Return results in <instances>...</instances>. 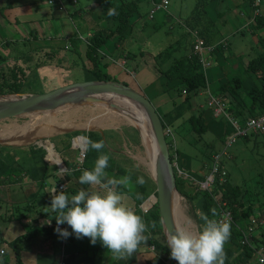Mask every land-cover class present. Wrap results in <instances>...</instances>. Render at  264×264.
I'll list each match as a JSON object with an SVG mask.
<instances>
[{
  "label": "trees",
  "instance_id": "trees-1",
  "mask_svg": "<svg viewBox=\"0 0 264 264\" xmlns=\"http://www.w3.org/2000/svg\"><path fill=\"white\" fill-rule=\"evenodd\" d=\"M16 1L17 0H0L1 3L7 2L5 7L11 5L13 2L15 3ZM77 1L79 2L80 0H76V2ZM162 1L163 0H91L89 5L90 7L99 6V8L104 10L105 13L102 16H98L100 19V23L97 24L98 29L96 28L93 33L87 37L86 42H84V57L86 58L87 63L85 62L83 67L90 71L97 80H115L110 73L105 72L102 69V66H105V59L112 61L110 56L101 54L103 46L112 37L116 39L117 44H119L118 42H123L124 40L131 38L136 25V21H134L133 18L135 16H137L138 19L140 18L141 3L146 2L151 5L149 10L150 15L152 8L156 7L158 4H162ZM249 1L252 7V0ZM169 4L170 0H168L167 8H160L159 10L166 11V17L171 20L170 14H168ZM112 7L116 8L118 14L109 16L107 15V10ZM2 9L3 7L0 8V11ZM223 14L224 12H222L220 16L222 17ZM149 18L153 17L149 16ZM102 22L103 24L101 25ZM214 25L215 24L212 22L209 28H215ZM252 26L256 30L264 27L263 3L259 8V13L255 15ZM188 30L196 35V37L202 39L206 47H210V45L207 44L209 43L208 40L205 39L206 35L208 34L207 31L204 33L199 32L196 27H188L187 31ZM80 37H82L81 34L79 37L76 36L70 38V44L72 45L71 48L77 46V42L81 40ZM203 38L206 42L203 40ZM194 41L190 44L191 50L189 51L188 49V53H183L179 57L174 56V53L179 49L181 45L180 42H177L175 46L172 45L171 51L169 49L157 54L154 57L156 60V66L152 69H147L144 72L145 74L150 75L149 77L153 76L155 78L156 82L150 83L149 85H155L159 83L164 93L175 94L177 100L173 102L172 109L169 112H166L167 115L169 113L175 112L178 114V118L184 116L187 110L190 111L192 101L195 96L202 92L209 93L208 68L210 66L208 68H204L203 63L198 57L199 55L193 52L192 47ZM8 44L9 42L6 45ZM219 46L221 49H224V44L222 42L219 43ZM64 49L65 47L62 49L58 48L60 52ZM216 49H218V46H216ZM58 50L57 48H35L31 52H20V56H13V66H10V60L8 61L7 58L3 59L2 64L0 63V95L9 93H25V91H22V89L24 85L29 83V77L26 76L25 67L19 64V60L23 62H31L36 59L38 54L42 52L41 58H37L36 63L39 65H45V67L48 68L50 63V66H52L54 63L57 65L59 64L55 61L54 54L55 52H58ZM141 53L142 55L140 57H143V51H141ZM133 55L135 57V54ZM192 55L194 57H192ZM127 57H129V55ZM137 65L139 64L137 63ZM263 66L264 56L263 54H260L253 59L248 60L241 72L227 78L219 85L218 89H216L220 96H224L230 101L229 103L231 106H228V112L232 114L231 116L234 117V119L241 123L240 125H244L249 117H259L264 114ZM152 70H154L155 74ZM134 89L142 93L139 86H137V88L135 87ZM224 116L228 119V116ZM160 117L164 124V129L171 126V124L175 121L169 118L166 120L163 116ZM228 121L230 122L229 119ZM186 122L189 124L190 129H192L197 134L204 133L208 128L204 118V110H200L198 113H190V116ZM131 130H133L134 133L130 134L129 132V137L128 131ZM227 130H224L222 135L223 143ZM77 135H86L93 141L103 140L105 148L102 151L107 153L110 157L108 167L105 169L109 177L119 179L125 175H131V181H134L132 183L133 186L131 188L117 186L116 191L122 193L123 197L129 198L130 201L133 200L134 205L132 209L138 215H140L145 224L148 225L147 231L144 233V235L147 236V241L143 242V245L146 248L151 246L155 253L150 263H148L178 264V262L172 259L170 256V249L167 246L166 238L163 233L157 204L151 206L146 212H143L140 207V205L145 200H147L151 194L155 193V184L153 180L149 178L148 181H145L143 185L136 184V179L140 176L132 175V170L122 167L119 163V160H117L115 155L108 149L107 138L109 137V134L107 131H75L65 133L62 136L65 140H67ZM124 135H126V138H129L130 141L135 143L140 141L138 131L133 127L124 129ZM170 139L171 140L170 143H168V147L171 160L173 161V158H177L178 156V149L176 148L175 140L171 137ZM63 145L65 149L71 146L70 142H65ZM17 149L24 150L25 152L21 158L16 157L15 153L18 154V151L15 150ZM7 151L12 152V154L10 155ZM13 151L15 153H13ZM99 154L100 153H97L94 150H90L87 155L84 156V159L80 164H71L70 162H67V160H64V165L66 167L65 169H67V172H60L57 171L56 165L53 167L54 165H51L49 162L45 161V151L40 142L36 144H30L29 146H24L23 148H19L18 146L14 147L0 145V186H11L17 182H22L24 176L28 177L32 183L37 184V190L35 194L31 195L30 199L26 198L28 202L26 203L25 207H10L7 210L9 214H0V220L3 221L4 224L3 229L0 227V241L5 245L7 244L13 252L10 257H8L6 254L4 260H2V263L0 262V264H7V259H10L8 260V264H20V253L22 252L24 242H30V240L34 238V233L38 232L39 229L47 228L49 230L48 233H52L53 230H55L56 223L52 227L45 226L46 224L43 223L47 217V213H45L43 210V202H51L50 191L47 190L48 192H46V187L51 188V186H47L46 182L54 180L56 184L55 188H57L61 183H66L67 185H65V188L62 190L57 189V192L63 191L69 196L74 195L82 188L88 189V185H81L79 183V176L82 174L80 170H91L94 167V162ZM215 154L216 153H214V155ZM50 166L51 168H49ZM178 166L179 165H177L175 168L177 189L189 201H193L195 199L197 200V214H199V212H204L209 216V218H213V213L211 210L215 209L216 215L214 218L219 220L221 216V209L224 208L223 204L226 205V208L232 214L231 235L224 245V251L226 253L225 264H253V260L255 258L254 248L255 246L257 247L258 245L264 244V231L258 232L260 237L254 236L255 246L253 247L245 243L242 244L241 241L242 232L245 231V229L250 225L255 224V222H253L255 221L254 218H259V220L262 218L259 215V209L255 206L254 201V199H258L260 192L257 190H252L248 188V186L243 185L244 182L237 183L236 180L233 181L230 172H228V170L225 169L222 164L221 168L226 171L224 181L220 183L219 177L216 175L213 186H210L207 189H202L199 185V182L204 181L211 171H209L207 174H200L197 177L187 174L189 178L194 180L195 184H193L192 182L188 183L187 180L185 181V179L178 175L177 172L180 170V166ZM67 175L71 176L73 180H71V178L67 179ZM50 177L53 179H49ZM47 179H49V181H47ZM254 182L256 181L254 180L253 183ZM137 194L140 196L139 199H137ZM0 200L2 199L0 198ZM129 200L125 199L124 201H126L125 203L127 204ZM196 220L199 222V225L203 223L199 220V217ZM259 220L256 222L258 223ZM153 221L156 222L155 228L151 227ZM64 224L66 225L65 229H67V231L71 230V228L66 223ZM10 225L19 227L21 234H19V236H17L15 239L8 241L4 235L6 232L5 229ZM103 253H105V250ZM103 253L102 255H97L96 250H94L91 255L87 253H80L78 255L71 254L69 256H61V259L57 264H107L109 255L105 257ZM172 260H174V262ZM109 264L120 263L110 262Z\"/></svg>",
  "mask_w": 264,
  "mask_h": 264
},
{
  "label": "rangeland",
  "instance_id": "rangeland-1",
  "mask_svg": "<svg viewBox=\"0 0 264 264\" xmlns=\"http://www.w3.org/2000/svg\"><path fill=\"white\" fill-rule=\"evenodd\" d=\"M23 1H29V0H20L18 4L22 3ZM33 1H38V0H33ZM80 1L85 2L86 0H80ZM64 2H65L64 0H59L56 3V6L60 8ZM87 2L91 3V0H88ZM6 4L7 2H2V3L0 2V8L3 7V9L0 11V39H3L4 37L8 38L9 44L8 46H6L0 43V63L2 64L3 59L7 58L8 61L10 60L9 61L10 66H13L14 64L13 56H20L19 55L20 52H28V51L31 52L33 48H31V45L28 43L22 44L20 40L15 41V39H23V36H25V29L22 28L23 21L17 18L19 17V15L17 14L19 6H15L14 8L5 7ZM224 5L226 7H229L230 9L234 8L232 7L231 3L228 0H226L224 4L219 0L217 5H214V2L208 0H170L169 9H168L169 11L168 14H170V18H171L170 20L168 19V17H166L167 12L159 9L155 11L153 18H149V10L151 5H149L146 2L141 3L140 18L138 19L137 16L133 18V20L136 21L135 23L136 25L131 35V38H128L123 42H118L119 44L117 45L116 48L113 44L116 43V39L111 38L107 41L108 43L105 49H108L112 61L105 59L104 61L105 66H102L103 71L105 72L109 71L112 77L116 79V81L126 78V80H128V83L130 86H132V88L134 87L137 88L136 82L140 79H141L140 80L141 83L150 82V77L149 79L147 77L149 75L145 74L144 72L147 70L145 68H148L149 70L150 68L152 69L153 67L156 66V60L154 57L157 54H160L169 49L171 51V46L172 45L175 46L177 42H180L181 45L179 49L174 53V56L179 57L183 53H188V49L189 51L191 50L190 44L194 41L196 35H194L189 30L188 32L187 31L188 27H196L199 32H203V33L208 30V36H206L205 39L209 40L212 43L218 42L221 39V36H225L229 41L228 50L230 51V53H235L236 55L245 54L246 58L249 60L253 59L254 57L260 54H263L264 56V27L261 28L260 31L259 29L256 30L253 28L252 24L254 22H252L249 28L248 26H244L242 28L244 29V32L242 33L233 31L232 28L234 27L233 24L232 27H227V28L224 26L221 27L220 15L222 14V6L224 7ZM209 6L213 7V9H207V7ZM27 7H31L30 4H27ZM66 9L70 13H74V10L76 8L66 3ZM30 10H32V8ZM239 10L240 8L235 7L232 13L234 12V14H236L239 12ZM87 12L90 14V19H88V21L94 27L93 29L95 28L98 29V25L95 24V20L99 19V17L97 16L104 15L105 13L104 10L100 9L99 6H95L93 8V11L84 10V14H85L84 19H86ZM225 14H228V11H226ZM24 15H26L25 16L26 20H28L29 22L32 21L33 16H31L29 13L26 14V12ZM252 15L254 16L253 8H252ZM36 16L37 15H35V17ZM253 16L251 21L253 20ZM229 17H233V15H229L228 18ZM239 18L241 19L242 16H240ZM211 20L217 21V23L214 25L215 28L213 29L209 28V26L212 23ZM92 21L94 22L92 23ZM96 21L98 22V20ZM60 24H61L60 22H54V27L50 29V32L55 33L57 27ZM102 24L103 22L101 23V25ZM26 25L27 27L30 26L28 24ZM78 26L81 27V24H79ZM30 28L35 30V25L31 26ZM250 28L252 32L257 31L256 34L251 33ZM210 31H212V33L214 34H211ZM80 34L81 33H77L76 35L73 34L71 37H76V36L79 37ZM82 34H83L82 37H80L81 40H79V42L76 41L77 46L74 48L65 47V49L62 50L63 52L62 51L60 52L57 47H52V48H57L58 50V52H55L54 54H55V61L59 64L57 65L56 63H54L53 66L51 67L50 66L51 63H50L48 65L49 67L47 68L48 70L44 68L45 65H39L36 63L37 58H41L42 52L38 54L36 59H34L31 62H23L19 60V64L25 67L26 76L29 77L28 80L29 83L23 86L22 91H25V93L38 94L74 82L97 80L96 78H94V75L90 71L82 67L83 64L82 59L84 60V64L85 62L87 63V60L84 56H82V53H84L85 51L84 42H86V39L88 37V35H85L84 33ZM52 35L53 34L48 33V37H52ZM10 37H12V40ZM44 40H46V43H42V45L47 44L50 39H48L47 37L40 36L38 41L42 42ZM67 45L72 46L70 42ZM82 45H84V49H82ZM43 48L46 49V47ZM141 51H143V57H140L142 55ZM133 54H135V57ZM125 55L127 56L129 55V57ZM9 56L12 57L10 58ZM120 57L124 59L125 61L124 64L121 62L122 59ZM137 63L139 65H137ZM59 69L62 70L61 73H59ZM209 69L210 68H208V70ZM152 71L155 74L154 70ZM142 75L146 78H142L141 77ZM43 76H47L48 79L42 78ZM155 82L156 81L154 79L150 83H155ZM154 87L155 86L147 89L146 93L149 94V92L154 91L155 89ZM211 89L213 96L219 95L216 89L214 88ZM207 98L208 95L204 93L202 96V100L204 104H206ZM226 106H228V104ZM88 112L95 113L96 111L94 110L93 112L92 109H90V106H86L78 111L70 110L68 112H62L64 115L62 116V118L57 119V122H61L65 125H68L67 126L68 128L61 127L62 129H59L57 131L54 130L55 132L52 131L53 133L47 135L43 133L40 136H38L37 134L39 133V131L40 132L42 131L41 129L43 126L42 123L45 121V120H41L42 123L39 122V124H36L34 126L37 127L35 135L34 134L31 135L27 140L21 139L19 140L18 143L22 144L25 143L24 141H30L26 143L36 144L35 141L37 140V142H41L47 145L48 143L46 141H50L51 143L54 144V147L56 145L57 148L56 151L58 153L60 152L61 154H64L68 149L69 150L71 149L74 152H76L77 150V153L80 155V150L78 148H75L76 150L73 149L72 145L69 148L66 149L64 148L63 144L65 142H70L71 144L72 139L74 137L65 140L64 137L62 136L63 134H56V133L65 132L68 130L75 132L81 128L89 127L87 126L86 122H92V121L91 118H87L86 120V117L90 116ZM66 113H70V114L67 115ZM80 115H82V117ZM177 115L178 114H176L175 112L169 113L166 119H168V117L170 118L173 117L171 119L174 121ZM115 116L118 119L120 118V116L118 115ZM215 117H217L214 121L216 124H214V126H208L207 130L201 134H197L192 129H190L189 124L186 122V120L183 119V117L177 119L174 123L171 124L172 129H174L172 133V138L175 140V145L176 148L178 149V156L177 158L176 157L173 158V162L180 166V170L179 172H177L178 175L183 179H185V181L187 180L188 183L192 182L193 184H195L194 180L192 178H189L187 174L193 177H197L200 174L203 173L207 174L209 173V171H211L214 153L219 154L223 150V141H222L223 138L221 135H223L224 130L228 129L225 137L234 134L235 132V128L233 127L232 122H229L228 119L223 114H221V116H215ZM119 120L116 121L114 119H111L109 120L108 123H103L101 126H99L106 128L110 127L109 129L103 130V131H107L109 134V137L107 138L108 149L115 155V158L119 160V163L121 164L122 167L128 170H132L131 172L132 175H137L140 177L142 176L145 181H148V179L150 178V173L148 171L146 164L144 163L147 161V157L145 154V149L143 147V144L141 143V140L135 143L133 141H130L129 138H126L127 136L124 135V129L131 128V126L126 125L124 123L120 124ZM73 121H77V123L76 122L73 123ZM11 122H16L18 124L23 125L24 123H26V118H17L14 120H10L8 122H2L0 123V129H3L4 127L3 125L5 123L10 124ZM207 123H209L208 120H206V124ZM177 124H180V129L176 127ZM238 124L241 123L238 122ZM92 125L93 126H90V128L95 127L94 124ZM112 127L114 128L111 129ZM172 129L170 128L171 131ZM129 132L130 134L134 133L133 130L128 131L129 137H130ZM217 134L219 136H217ZM166 140L168 143H170L171 139L169 136H167ZM10 143H14V142H10ZM30 144H27V146H29ZM5 145L13 146L9 144H5ZM18 147L23 148L24 145ZM42 147L45 151V156H47L49 153L48 149L44 145ZM15 151H18V154L13 151V153L16 154L17 158L18 157L21 158L25 154L24 150L21 149H17ZM228 151L229 154H233L235 156L234 160L232 159V157L230 159H227L225 156H222L221 164L223 165V167H225V169H227L230 172L233 181H235L236 179L237 183L244 182L243 185L248 186V188L252 190H257L260 192L258 199H254V201H255V206L259 209L258 210L259 215L263 218V220L261 221H264V203H263L264 138L263 136L259 135L258 139H252L250 142L245 141V138L242 136H237L236 141L233 143L232 146L228 148ZM7 152L10 155L12 154V152L9 151ZM79 155L75 159L76 163L78 164L82 163V159H83V158L80 159L81 157ZM177 159H178V163H177ZM62 160L64 161L63 158ZM70 163L72 164L73 162ZM51 165H54L53 167H55L56 164H51ZM49 168H51V166ZM56 168H58L57 165ZM253 179L256 182L253 183L254 181ZM29 183L32 185L34 184L31 182L30 179H28V177L24 176L22 182H17L15 184H12L11 186L10 185L0 186V198L2 199L0 200V214H4V213L9 214L7 210L10 207L13 208L14 206H18V207L26 206V203L28 202L26 198L30 199V194H26L29 192V189H27L25 185L29 186ZM48 183L49 186H51V188L53 186H56L54 180H50ZM47 188L50 189L49 187ZM47 188H46V192L49 191ZM88 190H92L90 186L88 187ZM181 195L186 200L185 213L187 219L190 218L193 223V225L192 224L188 225V228L194 229L199 227L200 226L199 222L196 220L199 217L196 212L197 200L195 199L193 201H189L183 194ZM131 202L133 203V200ZM43 203H44L43 210L45 213H47V217L45 218V222L43 223L46 224L45 226L52 227L55 225L56 219L53 216L55 214L48 211L51 202L48 203L43 202ZM143 203L140 205L142 211H144V207H147L146 206L147 204L145 205ZM254 220L258 221L259 218L258 219L254 218ZM260 222L258 223L259 225ZM259 225L257 226L254 232L256 234H258L257 232L264 231V226H259ZM0 227L1 229H3L4 227L3 221L1 220H0ZM37 235H38L37 232L34 233V236ZM143 244L144 243L141 242L137 249L141 250V248L144 247ZM39 246L40 245H37L34 239H31L30 242H24L22 252L20 253L21 254L20 264H33L34 262H36V259L39 260V256L47 253V251H45L44 249L38 251ZM53 252L55 255L52 259V262L49 264H55L57 259L60 258V255L57 256L56 247H54ZM108 255L109 257L107 264H109L110 262H117L120 264L121 263L135 264L134 255L128 257L127 259H117L114 258L106 248L105 256L107 257ZM172 261L174 262V260Z\"/></svg>",
  "mask_w": 264,
  "mask_h": 264
},
{
  "label": "clouds",
  "instance_id": "clouds-1",
  "mask_svg": "<svg viewBox=\"0 0 264 264\" xmlns=\"http://www.w3.org/2000/svg\"><path fill=\"white\" fill-rule=\"evenodd\" d=\"M74 1L76 2V0ZM117 14L114 7L107 10V15L109 16ZM149 16L154 17V13ZM254 18L255 15L252 21H254ZM210 95L212 93L209 91L207 103ZM227 113L230 114L228 108ZM252 133L258 132H249L248 134ZM73 147L80 150L83 159L90 150L100 154L97 156L94 167L91 170H80L82 174L79 176V183L90 186L92 190L82 188L74 195L69 196L63 191L57 192L55 186L51 188V203L48 211L55 214L53 215L57 224L55 231L60 236L67 238L70 235L67 229L59 228V225L66 223L71 228L72 234L77 238L87 237L92 244L99 240L114 258L127 259L131 257L137 251L139 244L147 241V236L144 233L148 228L142 217L123 202L122 193L116 191L117 186L124 188L133 186L131 175H125L119 179L108 176L105 169L108 167L110 157L102 151L105 148L103 140L93 141L90 137L81 135L73 139ZM230 155L233 157L232 154ZM61 162L59 161L57 164ZM60 170L67 172L65 168ZM144 183L145 180L142 176L137 177L136 184L143 185ZM139 198L140 196L137 194V199ZM146 206L148 209L150 208V206ZM211 211L213 218H209L204 212H199V220L203 223L197 228L176 226L174 231H165L170 256L178 264H225L226 253L224 245L231 235V222L214 218L216 215L215 209ZM260 220H263V218ZM186 223L191 225V219L188 218ZM263 224L264 221L258 225L264 226ZM151 227H156L155 221L152 222ZM255 236L260 237L259 233H255ZM4 254L0 255V258Z\"/></svg>",
  "mask_w": 264,
  "mask_h": 264
},
{
  "label": "crops",
  "instance_id": "crops-1",
  "mask_svg": "<svg viewBox=\"0 0 264 264\" xmlns=\"http://www.w3.org/2000/svg\"><path fill=\"white\" fill-rule=\"evenodd\" d=\"M55 1L58 2L59 0H55ZM64 1L65 2L63 3V5H61L60 8H58L56 6L57 2H51L50 3L49 0H38V1L29 0V1H23L20 4H18L20 2V0H17L15 3L13 2L11 5L7 6V7H13V8L15 6H19V9L17 12L19 17H17V18H19V19H21V21H23L22 28L25 29V36H23V39H15V41L20 40V42L22 44L28 43L31 45V48H33V49H35V48L40 49L43 47H46V48L57 47V48L62 49L64 47L71 48V46H68L67 44L70 42V38H73V37H71L73 34L76 35L79 32V33H81V35H83L82 33H84L85 35L90 36L96 28L93 29L94 27L88 21V19H90V14L88 13L89 11L86 14V19H84V16H85L84 10L93 11L94 7L89 6L90 3L87 2L88 0H86L85 2H81V1L75 2L74 0H64ZM208 1H212V2H214V5H217L219 0H208ZM220 1L224 4L226 0H220ZM228 1L231 3L232 7H234V8L230 9L229 7H226L225 5H224V7L222 6V12H224V14L222 17L220 16V21H221L220 26L221 27L224 26L227 28V27H232V24H233L234 25V27H232L233 31H236L238 33H242V32H244V29H242L244 26H248V28H249L251 26V23L254 22V21H251L252 16H253L251 3L249 0H228ZM66 3H68L71 6H73L74 8H76L74 10V13H70L66 9ZM262 3L264 6V0H262ZM27 4H30L31 7H27ZM235 7L240 8L239 12L236 14H234V12L232 13V11H234ZM31 8H32V10H30ZM207 9H213V7L209 6V7H207ZM226 11H228V14H225ZM25 12H26V14L29 13L31 16H33L32 17L33 19L31 22L26 20V18H25L26 15H24ZM35 15H37V16L35 17ZM229 15H233V17L228 18ZM234 15H235V17H234ZM240 16H242V18H241L242 20L239 18ZM96 20H98V22L100 23L99 19H96ZM96 20H95V24L97 25L99 23ZM211 21L214 24L217 23V21H213V20H211ZM54 22H60L61 23L59 25L60 27L59 26L57 27L55 33L50 32V29H52L54 27ZM93 22L94 21H92V23ZM26 24H28L30 26L27 27ZM79 24H81V27L78 26ZM33 25H35V30L30 28ZM210 29H213V28H210ZM260 30L261 29H259V31ZM207 32H208V30H207ZM250 32L253 34H256L257 31L252 32L251 28H250ZM48 33L53 34L52 37H48ZM210 33L214 34V33H212V31H210ZM40 36L47 37L48 39H50L49 42L47 44L42 45V43H46L47 39L40 42V41H38ZM206 36H208V34ZM4 38L0 39V43L6 45L9 42V39L6 37H4ZM10 38L12 40V37H10ZM112 38H114V37H112ZM203 40H204V38H203ZM208 42L209 43H207V44L212 46V51L210 53V59L212 61V65L209 67L210 69L208 70V87H209V91L212 93L211 88L218 89L219 85L222 82H224L227 78L241 72L243 70V67L247 64L249 59L246 58L245 54L236 55L235 53H230V51L228 50L229 41L225 36H221V39L216 43H212L209 40H208ZM221 42L224 44V46H223L224 49H221L219 46V43H221ZM107 43L108 42H106V44L103 46V48L101 50V54L106 55V56H110L108 49H105L107 47ZM113 44H114L115 48L118 45L117 43H113ZM6 46H8V45H6ZM216 46H218V49H216ZM82 49H84V45H82ZM82 56H84V53H82ZM120 58L122 59V57H120ZM82 61L84 64L83 59H82ZM121 62L125 63L124 59H122ZM83 64H82V67H83ZM44 68L46 69L47 67L44 66ZM145 69H148V68H145ZM46 70H48V69H46ZM263 71H264V66H263ZM61 72H62V70L59 69V73H61ZM108 73H110V72L108 71ZM149 76H147L148 79H149ZM141 77L146 78L143 75ZM42 78L48 79L47 76H43ZM154 79L155 78L153 76L150 77V82H152V80H154ZM140 80H138L136 82L137 86L140 87L141 91L143 92V94L146 97H148V95H149L148 98L150 99L152 104L155 106L157 112L160 114V116H163L166 119V117H167L166 112H169L172 109L173 102L177 100L175 94L164 93L162 91V88L160 87L159 83H157L155 85L154 84L149 85L150 82L141 83ZM119 82L126 83L129 85L128 80H126V78L119 80ZM153 86H155L154 91L149 92V94H147L146 93L147 89H149ZM204 93H206L208 95V92H202L199 95L195 96L193 101H192V106H191L190 111L187 110L186 113L184 114V116H181V117H183L184 120H188L190 113H198L200 110H204L205 120H208L209 123L211 122L210 124L207 123V125L208 126H214V124H216L214 121L217 118L215 116H221V115H217L216 111H214V109L212 107H208L207 104H204V102L202 100V96ZM218 96H220V95H218ZM220 97H222L226 101L228 106H231L229 103L230 101L226 97H224V96H220ZM206 103H207V100H206ZM89 115H91V113H89ZM181 117H179V118H181ZM168 118L171 119L173 117H171V118L168 117ZM179 118L177 115V118L175 119V121ZM169 127L172 129V126H169ZM176 127H178L180 129V124H177ZM173 131H174V129H172V132ZM259 135H262L264 138V129L259 131L258 133H255V134L254 133L248 134L244 138H245V141L250 142L252 139H258ZM217 136H219V135L217 134ZM225 138H224V140H225ZM55 149H57V148L55 147ZM73 149H75V148H73ZM58 154H59L61 159L63 158L64 160H67V162H73V163L74 162L76 163L75 159L79 155L77 153V150H76V152H74L71 149L67 150L64 154H61L60 152ZM232 156H233L232 159L234 160L235 156L233 154H232ZM44 159H45V161L49 162L47 160L46 156ZM57 171H59V168H57ZM70 178H71V180H73V178L71 176L67 175V179H70ZM49 179H53V178L50 177ZM49 179H47V181H49ZM46 183H47V186H49V183L48 182H46ZM36 186H37L36 183H34L33 185L29 183V186L25 185V187H27V189H29V192L26 194H30V197H31V195L35 194V192L37 190ZM48 190L50 191L51 188ZM125 199L129 200V198L124 197V200ZM123 202L125 203L126 201H123ZM133 203L129 200L128 203L127 204L125 203V204L132 208L134 205ZM5 230H6V232H5L4 236L8 241L15 239L17 236H19V234H21L20 228L14 227V225L13 226L10 225ZM48 231L49 230L47 228L46 229L45 228L39 229L37 232L38 235L34 236V238H32V239H34V241L36 242L37 245H40L38 251H40L42 249L47 251L46 254L39 256V260L36 259V262H34L33 264H49V263H51L54 255H55L53 252L54 247H56L57 256L60 255V258L57 259L55 264H57L59 262V260L61 259V256H69L71 254L78 255L80 253L81 254L87 253V254L91 255L94 250H96L97 255L98 254L102 255L103 251L106 249V247H104L99 240H97V242L95 244H92L90 242L89 238H87V237L77 238L74 234H72V230L68 231L70 233V235L67 238L60 236L55 230H53L52 233L51 232L48 233ZM52 234H55V235H52ZM100 245H101V248H100ZM4 248L6 249V253L0 258L1 263H2V260H4L6 254L8 257H10V255L13 254L12 250L8 247L7 244L4 245ZM103 255L105 256V253H103ZM133 255L135 258V264H149L151 259L155 255V253H154L152 247L150 246L149 248L142 247L141 250L137 249V251ZM8 260H10V259H7V261H6L7 264H8ZM253 264H258L256 258L253 260Z\"/></svg>",
  "mask_w": 264,
  "mask_h": 264
},
{
  "label": "water",
  "instance_id": "water-1",
  "mask_svg": "<svg viewBox=\"0 0 264 264\" xmlns=\"http://www.w3.org/2000/svg\"><path fill=\"white\" fill-rule=\"evenodd\" d=\"M3 97L11 98H9L10 100H0V123L17 118H26V122H29L37 116L54 110L80 105L81 107L90 106L93 112L94 110L96 111L86 117V120L87 118H91L95 127L77 130L103 132V130L110 127L99 126L103 123H108L113 114L118 115L120 119L122 118L125 121L124 124L138 131L146 157L148 158V149L144 135L146 134L144 128H146L154 145V154L150 162L146 161L144 163L148 168L150 178L155 184V194L150 195L145 204L150 207L157 204L164 235L166 230L174 231V227L178 226L173 213V197L176 194H180V192L176 185V175L164 132V124L155 106L144 94L138 92L130 85L116 80H86L67 84L43 93L0 95V99ZM143 126L146 127L143 128ZM68 132L72 131L68 130L56 134ZM78 136L81 135L75 137ZM73 139L71 143L72 147ZM46 142L54 146L50 141ZM35 143L38 142L36 141ZM0 144L27 146L30 143L19 144L2 140ZM46 158L51 164L64 167L61 158H59L62 161L60 164L49 159L48 155Z\"/></svg>",
  "mask_w": 264,
  "mask_h": 264
},
{
  "label": "built area",
  "instance_id": "built-area-1",
  "mask_svg": "<svg viewBox=\"0 0 264 264\" xmlns=\"http://www.w3.org/2000/svg\"><path fill=\"white\" fill-rule=\"evenodd\" d=\"M167 4H168V0H163L162 4H158L154 9L151 10L150 15H152L156 9H159V8L165 9L167 7ZM252 6L254 9V15L258 14L259 8L261 6V0H254L252 3ZM211 51H212V46L206 47L202 39L196 37L193 43V52L199 55L200 61L203 63L204 68H208L209 66L212 65V61L210 59ZM207 104L210 107H214V110L216 111L217 115L224 114L228 116V119L230 120V122H232V125L234 126L236 131L234 134H231L226 137L224 141V145H223V150L219 154L216 153L214 155L211 173L206 177L204 181L200 182L201 188L203 189H207L210 186H213L216 175L219 177L220 183L224 181V176L226 175V171L221 168V157L225 156L227 158H231V155L228 152V148L233 145V143L236 141L237 136H245L249 132H259L264 129V114L259 117H250L246 120L244 125H240L238 124V121L234 119V117L230 116V114L227 113L228 106H226L227 104L222 98L210 95ZM165 134L166 136H169L172 138V131L170 130L169 127L165 129ZM80 157H82L81 154H80ZM173 164L176 168L177 164L174 162ZM61 168H65V167H59V171L64 172L60 170ZM65 185L67 184L66 183L59 184L56 190L64 189ZM223 206L224 208L221 209V216L219 220H229L231 222L232 214L226 208L225 204H223ZM147 210H148V207H144V212H146ZM260 221L261 220H259V222ZM253 222H255V224L250 225L249 227L245 229V231L242 232V241H241L242 244L245 243V244H248L249 246L251 245L252 247L255 246L254 245V236H255L254 232L256 230V226L259 223V222L257 223L256 221H253ZM262 223L263 221L260 222V224ZM65 226H66L65 224H61L59 225V228L65 229L66 228ZM56 228H57V224L55 225V229ZM254 251H255V258L257 260V263L264 264V244L258 245L257 247L255 246ZM4 253H5V248H4L3 243L0 241V255Z\"/></svg>",
  "mask_w": 264,
  "mask_h": 264
},
{
  "label": "bare ground",
  "instance_id": "bare-ground-1",
  "mask_svg": "<svg viewBox=\"0 0 264 264\" xmlns=\"http://www.w3.org/2000/svg\"><path fill=\"white\" fill-rule=\"evenodd\" d=\"M253 1L254 0H252V3H253ZM49 2L51 3V2H53V0H49ZM192 49H193V47H192ZM193 55H192V57H194ZM9 98H11V97H3L0 100H10ZM81 108H83V107H81L80 105L67 106V108L54 110V111L46 113L44 115L37 116L34 118V120L26 122L23 125L18 124L16 122H11L10 124L5 123L3 125L4 126L3 129H0V141L3 140L5 142L18 143L19 140H21V139H26V140L29 139V137L31 135H33V134L35 135L37 127H34V126L36 124H39V122L42 123L41 120H45V121L42 123L43 124V126L41 128L42 131L41 132L39 131V133L37 135L40 136L43 133L46 135L53 133L52 131H54V130L57 131L59 129H62L61 127H67L68 126V125H65L61 122H57V119L62 118V116L64 115L62 112H68L70 110L71 111H74V110L78 111ZM66 114L68 115L70 113H66ZM80 116L82 117V115H80ZM111 119L118 121L120 118L118 119L115 115H112ZM74 122L77 123V121H73V123ZM119 122H120V124L125 123V121H123L122 118L119 120ZM143 122L145 123V121H143ZM86 124H87V126H89L88 128H90V126H93L92 124H94V123L93 122H86ZM144 127H146V126H143V128ZM85 128H87V127H85ZM91 128H94V127H91ZM144 130H146V134H144V135H145L146 147L148 149L147 150V156H148L147 161L150 162L152 159V156L154 154V145H153L152 140L149 137L148 130L146 128H144ZM24 142L26 143V142H30V141H24ZM43 145L48 149L49 159H51L52 161L59 162L60 156L58 155L55 147L49 143L47 145L41 143V146H43ZM185 201H186L185 198L181 194H176L173 197V213H174V218H175L177 225L180 227L188 228V224L186 223L187 216L185 213L186 212L185 211V209H186V202Z\"/></svg>",
  "mask_w": 264,
  "mask_h": 264
}]
</instances>
